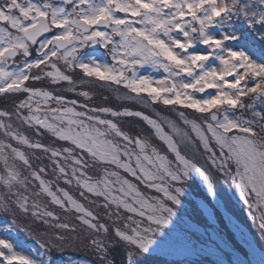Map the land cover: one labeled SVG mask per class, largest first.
<instances>
[{
    "label": "snow or ice",
    "instance_id": "obj_1",
    "mask_svg": "<svg viewBox=\"0 0 264 264\" xmlns=\"http://www.w3.org/2000/svg\"><path fill=\"white\" fill-rule=\"evenodd\" d=\"M94 88L120 103L93 105ZM0 97L12 100L11 110L0 109V212L13 217L9 230L19 226L41 249L34 259L0 238V264H53L51 251L70 248L88 253L87 264H149L169 243L195 247L200 227L177 236L178 210L190 182L199 181L198 207L217 234L209 203L219 207L221 177L259 212L251 219L264 234V0H0ZM125 120L141 122L150 135L143 128L130 134ZM22 127L51 142L30 139ZM13 141L50 164L33 169ZM49 167L54 181L41 176ZM133 180L160 195L145 197ZM54 182L97 198L89 202L100 211L59 183L53 191ZM121 209L147 223L129 216L134 226H121ZM17 214L44 225L48 238L17 225Z\"/></svg>",
    "mask_w": 264,
    "mask_h": 264
},
{
    "label": "rangeland",
    "instance_id": "obj_2",
    "mask_svg": "<svg viewBox=\"0 0 264 264\" xmlns=\"http://www.w3.org/2000/svg\"><path fill=\"white\" fill-rule=\"evenodd\" d=\"M90 90L93 93H95L94 95L96 101L99 102L101 106L108 105L111 107V106H117L120 103L115 99V94L111 91H107L101 88H94ZM124 91H125L124 89H120L121 93H123ZM105 97H107V99H105ZM1 106H2L1 109L7 108L8 110H11L12 102H7V101L3 102ZM128 106L135 107L137 110L150 112V110L148 109L141 108L140 105L129 103ZM160 110L163 111V106H160ZM141 125L142 123L138 121L121 123V126L125 130L130 131V134L132 135L139 133L141 131V128L144 129L142 135H150V130L147 129V127L145 126L142 127ZM181 127L183 126L181 125ZM21 131L25 135H27L30 139L32 140L40 139L41 142L45 144L50 143L52 139L51 137H48L46 134L44 137H37L32 130L27 129L26 127H22ZM150 142L154 144L156 147H158L162 152L166 151L163 145L154 137L150 138ZM12 143L14 144V146L19 147L29 156V159L31 160L33 165V169L38 171L39 166L41 164L44 165L50 164V161L46 158L44 153L38 152L36 150L28 149L27 147L22 145H17L15 144L14 141ZM181 150L182 152L186 151L183 148V146H181ZM187 154L191 156L192 152L187 151ZM36 156H40L42 159H37ZM196 159L202 163V160L200 159L199 156H197ZM16 164L23 167L22 170L18 168L22 172V174L29 175L30 170H26L21 163H16ZM2 170H3V165L0 164V173H2ZM47 173H48L47 175L41 173V176L45 180L54 181L55 178L52 174L51 167L47 169ZM91 174L95 177H98L100 175V172L97 170H91ZM121 174L129 179L126 173H121ZM224 180L225 179L221 177V183L218 185V194L222 199L221 202L224 208L228 210V212H230L233 215V217L239 222L238 227L244 231L245 233L244 236L251 239L253 243L255 242L261 248V250L264 251V234H262V231L258 227L259 221L253 223V220L251 219V216H257L259 215V212L256 210H251L246 205H244L239 199L238 194L235 192V190H229L228 185L224 183ZM227 182L230 183V178L227 179ZM56 183H59L60 187L63 186L62 182H54L52 184L53 191H55ZM137 186L139 187L140 191L144 194L145 197H154L160 195L159 193H156L155 191L146 188L145 186L141 187V185L138 184ZM73 190L77 193H74ZM68 191L75 198H77L85 206V208L92 210L94 212L100 211L99 209H97L95 203L89 202L90 200H96L97 198L89 197V199H84L80 197L79 190L77 188L76 189L70 188L68 189ZM188 193L189 195L186 198H184V204L182 209L178 210L179 218L177 219L175 234L177 236H181L183 229L195 224V225H199L202 234L193 237V241L200 240L203 238L204 240L197 243L195 247L193 246L192 243H180V242L169 243L168 245H165L162 248L157 249L155 252L151 254L149 264H214V262L218 258L229 260L228 257H231L236 245H239L238 248L240 249V253L237 256H239L240 258H246L247 256L252 257L251 254L247 252V249H244V247H242L241 244L237 242L231 229L226 225V223L223 220H221V218L218 216L219 214L217 210H215L216 208L211 203H209V206L212 207L215 212L216 227L218 229L217 233L219 235L218 234L212 235L213 240L208 241L209 235L211 234V226L209 225L208 220L201 213L198 207V202L204 198V192L196 183L190 182ZM43 197L44 200L41 201V203L46 204L50 210H55L58 214L62 216V218L65 215H67L62 213L61 210L57 209L55 205H52L50 202H48L49 198L47 196H43ZM232 200H234L233 204L231 202ZM120 211L122 217L121 226H123L124 222H128L131 226H134L132 225V222L128 220L129 216L132 217V220L141 221L142 224L147 223L146 220H142V218L139 216H135L132 213H127L123 211V209H121ZM261 211H264V209H261ZM2 215H5V213L0 212V216ZM101 215H103V212H101ZM16 221L18 222L17 225L23 226L26 229L32 231L35 236H39L41 239H45V240L48 238L47 236L41 235V233L45 230L44 225L37 224L30 216L25 217L23 214H17ZM72 222L78 223V221H74V220ZM13 229L14 231L16 230V233L19 232L21 237L26 239L27 241L28 240L35 241V239L32 236H29L27 232L20 231L19 226H14ZM205 229H208V234H203ZM245 230L247 231V233ZM48 231L52 232L55 231V229H48ZM0 238L7 239L8 241H10L17 252H20L25 255L33 256L34 259L38 257V254L41 251L37 243H36V248L34 250H28L25 247L20 248L19 245L13 239L3 234L1 227H0ZM221 238H223V240L227 242V246L221 243ZM218 244L220 245V248H223V251H220V249L216 247V245ZM246 244L249 245V243L247 242ZM50 255L52 257L53 264H64L63 258L67 256L73 257L76 261V264H87V261L91 259L88 253L82 250L72 249V248L67 249L65 251H51ZM77 255H80V257H77ZM253 259L254 258L252 257V260Z\"/></svg>",
    "mask_w": 264,
    "mask_h": 264
},
{
    "label": "trees",
    "instance_id": "obj_3",
    "mask_svg": "<svg viewBox=\"0 0 264 264\" xmlns=\"http://www.w3.org/2000/svg\"><path fill=\"white\" fill-rule=\"evenodd\" d=\"M5 100L3 99V98H0V106H1V104L4 102ZM108 104H110V103H108ZM108 106V105H107ZM16 163H20L19 161H17ZM17 166H18V168L20 169V170H22L23 169V167L22 166H20V165H18L17 164ZM224 183H226L227 185L229 184L228 182H227V180H224ZM141 185V187H143L144 185H142V184H140ZM29 188H30V190H33L32 189V185H29ZM62 188H65V189H70L69 188V186L68 185H65V184H63V186H62ZM74 189H76V188H74ZM34 190H37L38 191V182H36V186H35V189ZM72 190V189H71ZM73 192L74 193H77V192H75L74 190H73ZM239 197V196H238ZM34 198V197H33ZM41 201H43L44 200V197L42 196L41 198ZM240 199V198H239ZM233 202H234V200H232ZM12 219H13V217L11 216V215H9V214H5V215H2V216H0V227H1V230L3 231V234L4 235H6V236H11L12 238L11 239H13L18 245H19V247L20 248H23V247H25V248H27L28 250H34L35 248H36V242L35 241H32V240H26V239H24V238H22L21 237V235L19 234V232L18 233H16V230L14 231V229H13V227L14 226H12L11 227V230H9V226L11 225V221H12ZM18 223V222H17ZM218 234V233H217ZM219 235V234H218ZM203 240H204V238H203ZM210 240H213L212 239V234H210L209 235V238H208V241H210ZM216 241V240H215ZM217 242V241H216ZM237 256V254H236V252L234 253L233 252V254H232V257H236Z\"/></svg>",
    "mask_w": 264,
    "mask_h": 264
},
{
    "label": "bare ground",
    "instance_id": "obj_4",
    "mask_svg": "<svg viewBox=\"0 0 264 264\" xmlns=\"http://www.w3.org/2000/svg\"><path fill=\"white\" fill-rule=\"evenodd\" d=\"M226 222L230 226V228L234 231V233L237 235L238 239L241 237V233L239 228L234 227L233 225H237L236 221L227 215H225ZM240 240V239H239ZM246 248L249 250V252L260 262L264 260V254H262L254 245H245ZM254 250V251H253Z\"/></svg>",
    "mask_w": 264,
    "mask_h": 264
},
{
    "label": "water",
    "instance_id": "obj_5",
    "mask_svg": "<svg viewBox=\"0 0 264 264\" xmlns=\"http://www.w3.org/2000/svg\"><path fill=\"white\" fill-rule=\"evenodd\" d=\"M222 214H225V213L222 212Z\"/></svg>",
    "mask_w": 264,
    "mask_h": 264
}]
</instances>
